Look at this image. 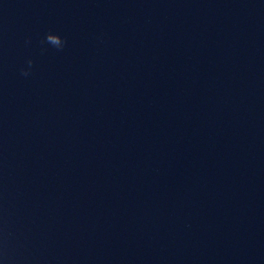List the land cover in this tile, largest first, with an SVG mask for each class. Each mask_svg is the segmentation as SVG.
Returning <instances> with one entry per match:
<instances>
[{
    "label": "clouds",
    "instance_id": "1",
    "mask_svg": "<svg viewBox=\"0 0 264 264\" xmlns=\"http://www.w3.org/2000/svg\"><path fill=\"white\" fill-rule=\"evenodd\" d=\"M30 43L31 41H26ZM67 41L58 33L48 32L45 38L41 41V44H47L51 47L55 48L57 51H62L66 45ZM34 66V61L32 59H28L26 61V67L21 69V75L24 77H28L31 75L32 68Z\"/></svg>",
    "mask_w": 264,
    "mask_h": 264
}]
</instances>
